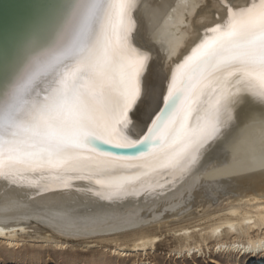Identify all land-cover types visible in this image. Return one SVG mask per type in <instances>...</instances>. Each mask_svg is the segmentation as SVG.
Segmentation results:
<instances>
[{
	"label": "bare ground",
	"instance_id": "obj_1",
	"mask_svg": "<svg viewBox=\"0 0 264 264\" xmlns=\"http://www.w3.org/2000/svg\"><path fill=\"white\" fill-rule=\"evenodd\" d=\"M114 2L97 0L75 52L36 87L37 93L13 117L12 128L0 136V152L4 155L0 156V243L18 249L37 234L39 226L45 232L37 237L57 251L66 250L74 239L101 238L115 243L118 235L126 234L133 246L128 251L117 246L113 254L127 256L145 253L148 246L154 249L159 237L143 229L146 226L185 222L187 225H178V238H174L187 254L208 249V241H212L213 250L219 253L255 252L244 255L250 258V264H264V109L258 105H245L238 120L196 163L124 162L117 175L125 177L126 183L118 195L114 187L97 183L105 177L92 164L101 159L95 152H79V159L70 165L57 164L52 157L43 133L61 109L60 94L69 73L82 65L103 37L109 5ZM129 2L135 44L152 57L147 78L151 95L135 113V126L127 133L138 140L159 110L176 64L211 35L208 28L226 20L230 9L259 4V0ZM249 79L244 73L230 76L228 71L217 72L209 91H235L245 87ZM112 139L121 142L123 136L114 131ZM198 210L202 214L194 217ZM55 237L60 239L55 241ZM84 245L97 246L93 242Z\"/></svg>",
	"mask_w": 264,
	"mask_h": 264
},
{
	"label": "snow or ice",
	"instance_id": "obj_2",
	"mask_svg": "<svg viewBox=\"0 0 264 264\" xmlns=\"http://www.w3.org/2000/svg\"><path fill=\"white\" fill-rule=\"evenodd\" d=\"M131 7L129 0L109 5L103 37L69 73L60 94L61 109L43 133L57 164L70 165L81 151L95 152L101 159L92 164L105 177L97 183L114 187L117 195L126 183L117 175L124 162L196 163L238 120L245 105L264 109V0H259L230 9L223 23L207 29L211 35L171 71L160 113L141 139L132 140L127 133L135 126L134 115L151 95L147 78L152 57L135 44ZM222 71L230 76L244 73L250 79L235 91H209L212 78ZM114 131L123 136L121 142L113 141ZM110 149H127L130 154Z\"/></svg>",
	"mask_w": 264,
	"mask_h": 264
},
{
	"label": "water",
	"instance_id": "obj_3",
	"mask_svg": "<svg viewBox=\"0 0 264 264\" xmlns=\"http://www.w3.org/2000/svg\"><path fill=\"white\" fill-rule=\"evenodd\" d=\"M96 2L0 0L1 137L12 128L13 117H17L15 114L21 106L37 93L36 87L52 77L75 52L82 32L89 26ZM163 106L164 100L155 116ZM110 150L130 154L127 149Z\"/></svg>",
	"mask_w": 264,
	"mask_h": 264
},
{
	"label": "rangeland",
	"instance_id": "obj_4",
	"mask_svg": "<svg viewBox=\"0 0 264 264\" xmlns=\"http://www.w3.org/2000/svg\"><path fill=\"white\" fill-rule=\"evenodd\" d=\"M201 214V210H198L194 212V217ZM203 222L201 221L200 223ZM169 225H153L143 228L147 231L149 230L148 232L152 231V233L159 237V241L155 244L154 249L148 246L145 253L139 251L129 253L127 256H122L121 253L113 254V249L117 246L123 250L125 249L124 251L130 250L133 246V242H131L133 241L132 238L128 239L125 237L126 234L118 235V241L115 243L101 241V238L87 240L74 239L69 241V246L66 250L57 251L45 239L37 237L45 232L39 226L36 229L37 234L32 237L33 239L31 238L18 249H9L0 243V264H250V258L248 256L238 255L237 253L227 255L226 253H219L213 250L212 241H208L210 246H208V249L203 247V251L200 253L189 255L182 248L183 246L180 243L178 244L177 239L178 225L184 226L187 223L178 222L176 225ZM30 231L33 230L31 229ZM108 238H113V236ZM59 239L57 237L53 238L55 241ZM85 242H93V245L97 246H94V248H85Z\"/></svg>",
	"mask_w": 264,
	"mask_h": 264
}]
</instances>
